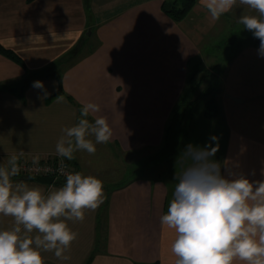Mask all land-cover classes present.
Wrapping results in <instances>:
<instances>
[{"label":"crops","instance_id":"crops-1","mask_svg":"<svg viewBox=\"0 0 264 264\" xmlns=\"http://www.w3.org/2000/svg\"><path fill=\"white\" fill-rule=\"evenodd\" d=\"M171 1L0 0V46L25 64L0 54V166L21 152L57 155L62 129L78 122L88 102L100 105L94 115L107 117L113 130L110 142L97 144L94 155L77 151L68 160L103 181L105 199L95 211L86 210L82 222L67 221L78 233L65 253L69 259L46 252L45 264H174L175 233L161 227L160 216L172 199L175 174L185 167L182 151L168 154L167 182L141 171L145 158L157 157L153 151L188 79L201 62L213 59L206 53L209 37L230 46L224 48L226 63L213 70L221 113L213 119L196 115L179 146L184 141L203 147L218 136L213 159L221 163L222 175L264 179V58L259 46L247 41L252 33L238 23L242 13H257L237 0L214 21L197 0L186 19L176 22L164 11ZM34 81L43 82L47 98H38L43 91L32 87ZM12 180L45 196L65 184ZM12 225L13 218L0 215V229Z\"/></svg>","mask_w":264,"mask_h":264},{"label":"clouds","instance_id":"clouds-1","mask_svg":"<svg viewBox=\"0 0 264 264\" xmlns=\"http://www.w3.org/2000/svg\"><path fill=\"white\" fill-rule=\"evenodd\" d=\"M200 3L218 21L237 0ZM239 5L257 13H242L238 23L259 40L257 52L264 58V0H239ZM32 87L43 91L38 98L49 95L42 81H34ZM100 110L96 103L83 104L78 122L62 129L55 148L58 156L72 160L77 151L94 155L97 144L110 142L113 130L107 117L94 115ZM218 150L219 137L213 135L203 147L188 144L182 151L185 167L175 174L172 199L160 216L161 227L175 233L170 248L174 264H264V179L222 175L221 163L213 159ZM23 155L13 154L0 166V215L13 218L10 228L0 229V264H45L46 252L67 260L65 253L78 237L67 221L82 222L86 210L95 211L103 204V181L60 169L65 184L45 196L38 188L13 183ZM32 163L38 164L39 156Z\"/></svg>","mask_w":264,"mask_h":264},{"label":"trees","instance_id":"trees-1","mask_svg":"<svg viewBox=\"0 0 264 264\" xmlns=\"http://www.w3.org/2000/svg\"><path fill=\"white\" fill-rule=\"evenodd\" d=\"M29 1L32 2L34 0ZM196 2L197 0H172L170 4L168 2L165 5L164 11L171 19L175 20L176 22H181L186 19L191 10L195 7ZM250 40L251 39L247 41ZM259 43V40H257L253 42V45L259 46ZM0 54L5 58L25 67L23 60L13 51L0 46ZM196 75L197 74H193V76H191L190 85L194 83ZM204 81L205 79L201 80L196 85L193 84V86H189L183 93V96L171 118L172 122L166 129V141L170 144L169 147L176 145V142L187 131V128L189 127L188 123L196 116L195 110L198 106V99H195V96L199 90H201V94L204 96V102H202V117L205 119H213L220 115L221 109L215 95L216 89L214 90L215 93L212 92L213 90H211L210 86L208 85L204 89H201L205 83ZM216 85H219L218 81ZM187 117L188 119H186Z\"/></svg>","mask_w":264,"mask_h":264},{"label":"rangeland","instance_id":"rangeland-1","mask_svg":"<svg viewBox=\"0 0 264 264\" xmlns=\"http://www.w3.org/2000/svg\"><path fill=\"white\" fill-rule=\"evenodd\" d=\"M205 30L208 32V29L205 28ZM246 30V29H245ZM240 31H243L242 29ZM248 33H250L248 30H246ZM213 36L212 37H209L208 40L206 41H211L212 40V43L209 44L210 46H207V52H209L211 55L214 54L213 59L210 57V58H207V60H205L204 63L201 62V65L198 66V69L196 70V77L194 79V83H192L191 85L193 86L196 85L197 83H199L201 80H204L205 79V83L203 85V87L201 89H204L207 85L210 86V89L213 90L212 92H214V90L216 89V92H217V89H218V85H216L217 83V80L215 77L216 75L213 74V70H214V67L216 65L219 66V64H221L220 66H222V64L226 63L224 62V59H225V56L226 54L228 53V51L226 52V50L224 49L226 47V49L228 50L230 48V46H228L227 44L224 43V41H220V39L218 40V44L216 43L217 40H213ZM248 39V37H243L241 40H246ZM227 40V39H225ZM258 39H255V38H251L250 41H257ZM205 41V42H206ZM232 49H236V45L235 44H232ZM209 54V55H210ZM223 54V56H222ZM208 57V56H207ZM216 59V60H215ZM199 70V71H198ZM216 71V70H215ZM190 79L191 77L188 79V82H187V88L190 85ZM218 92H219V89H218ZM217 92V93H218ZM215 93V92H214ZM216 95V93H215ZM219 96V94H217ZM216 95V96H217ZM195 99H198V106L195 110V115H199L202 113V110H203V106H202V102H204V96L201 94V90H199V92L196 94L195 96ZM179 103L176 104V107ZM175 112V109H172L171 110V117L169 116V120H168V123L166 125V129L168 128L169 124L172 122V116H173V113ZM188 119V117L186 118ZM185 119V120H186ZM165 129V128H164ZM166 129H165V132H164V137L163 139L160 140V143L158 145V148L153 151L156 152V156L155 158H145V169H143L141 171V175L145 176V177H157V175L160 176V180L161 182H167V177L166 175H164V170L165 168L167 167V165L169 164V159L167 160V157H169V153L171 151H176L177 148H180V151H183V149L185 148V146H187L188 144L190 143H186L184 141H182V143L180 144L179 146V140L176 142V145L173 147H169L170 144L166 141ZM184 136V135H183ZM152 167H157L156 170L153 169ZM160 170V172H159ZM154 171V172H153ZM154 180H156V178H154Z\"/></svg>","mask_w":264,"mask_h":264},{"label":"built area","instance_id":"built-area-1","mask_svg":"<svg viewBox=\"0 0 264 264\" xmlns=\"http://www.w3.org/2000/svg\"><path fill=\"white\" fill-rule=\"evenodd\" d=\"M32 155H23L20 160L21 171L18 176L12 179H20L26 176H37L44 178H53L55 182H66V176L60 171L64 172H79L76 165L71 164L66 158L58 155H44L39 156V163L33 164Z\"/></svg>","mask_w":264,"mask_h":264},{"label":"water","instance_id":"water-1","mask_svg":"<svg viewBox=\"0 0 264 264\" xmlns=\"http://www.w3.org/2000/svg\"><path fill=\"white\" fill-rule=\"evenodd\" d=\"M23 182H30V183H38L41 185L52 186L55 181L53 178H44V177H37V176H26L21 178Z\"/></svg>","mask_w":264,"mask_h":264}]
</instances>
